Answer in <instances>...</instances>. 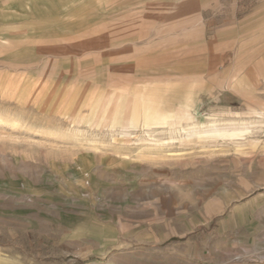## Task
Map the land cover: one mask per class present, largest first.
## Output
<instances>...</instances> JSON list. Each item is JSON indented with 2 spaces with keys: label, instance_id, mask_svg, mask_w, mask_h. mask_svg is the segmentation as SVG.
<instances>
[{
  "label": "rangeland",
  "instance_id": "374dc122",
  "mask_svg": "<svg viewBox=\"0 0 264 264\" xmlns=\"http://www.w3.org/2000/svg\"><path fill=\"white\" fill-rule=\"evenodd\" d=\"M0 264H264V0H0Z\"/></svg>",
  "mask_w": 264,
  "mask_h": 264
},
{
  "label": "bare ground",
  "instance_id": "6f19581e",
  "mask_svg": "<svg viewBox=\"0 0 264 264\" xmlns=\"http://www.w3.org/2000/svg\"><path fill=\"white\" fill-rule=\"evenodd\" d=\"M107 99L104 102V106H106V107H108L107 104L109 102H111V100H112L111 98L109 100H107ZM119 103H120V111H119L120 113H118V112L113 113V116L110 118V126L112 128L111 132L112 133H118L119 135H121L122 138L125 137L126 141H128L129 137H131L133 132H135V129L137 127V124H136L137 122H135L133 120V118H128V119L126 118L125 119L126 108L128 107V105L130 103V99L125 98V97H121V98H119ZM96 116H97V114H94V119H96ZM103 116L104 115L101 114V117L99 120V126L102 123V121L104 120ZM94 119L90 120V125L92 124L91 122ZM178 119L181 120V118H179V117H178ZM241 120H243V119H241ZM153 121H160V120H159V118H157V116H155V118H154V120H152V122ZM244 121L231 120V122L220 123L217 119L212 120L209 118L206 121L200 122V121H198V119L195 116L189 115L188 120L185 121V124H181L178 126H177V123H178L177 120L169 118V117L164 118L163 121L156 122V123H164V124H167V126H169V128H167V129H169L168 131H170L171 133L176 134V135L172 136L171 140L167 141V142L168 143L169 142L174 143V141L176 139H179L180 142H184V141L192 140L193 138H203V137H214V138H220L221 137L222 138V137L229 136L230 138H233V139L236 137H240V136L242 137V135L244 133L248 132L250 130V128L252 127V125L249 122H246L247 120L245 122ZM74 122H76V119L74 120ZM164 128H163V130L161 129L163 132H164ZM145 131H146L145 135L148 137L149 140L159 141V137H156L157 134L154 133L155 130H153V131L145 130ZM155 132H160L161 134L163 133L160 130L155 131ZM253 133H254V131H253ZM160 139H162V138H160ZM164 143H165V141L163 143H160V144L164 145ZM156 145H158V144H156Z\"/></svg>",
  "mask_w": 264,
  "mask_h": 264
},
{
  "label": "crops",
  "instance_id": "0c3cea01",
  "mask_svg": "<svg viewBox=\"0 0 264 264\" xmlns=\"http://www.w3.org/2000/svg\"><path fill=\"white\" fill-rule=\"evenodd\" d=\"M110 98L112 100H111V102H109L107 104L108 107L104 106V102L106 101V99L109 100ZM119 98H121V97H119ZM119 98L113 100V97L109 95L105 99H101L100 101L98 100L97 109H96V111L95 110H93V111L96 112L95 114H98L100 111H101V114H104V113H106L109 110L108 108L113 103L114 106H115L114 107L115 110L113 112L114 113H117V112L120 113L119 112L120 111ZM136 109L137 108L134 105L133 99H130V103H129L128 107L126 108V115L125 116H127V118H133V120L135 122H137V119L135 118L136 116H134V114H135L134 112L136 111ZM191 114L198 115V117L200 116L199 111L196 110V108L194 107L193 103L192 104H184V105L180 106L179 109H178V111H177V113H176V116H177V118L179 117L181 119H186ZM71 116L76 117V115H69L68 117L70 118ZM155 116H157V115H155ZM155 116L152 117L151 120H154ZM168 117L169 116L167 114H159L157 116V118H159L160 121H163L164 118H168ZM85 120H87V118H85L84 121Z\"/></svg>",
  "mask_w": 264,
  "mask_h": 264
}]
</instances>
